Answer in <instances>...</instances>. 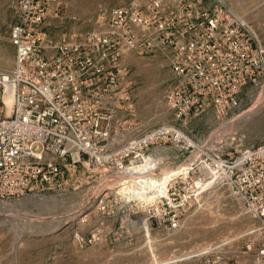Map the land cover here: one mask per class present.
Wrapping results in <instances>:
<instances>
[{"label":"built area","instance_id":"obj_1","mask_svg":"<svg viewBox=\"0 0 264 264\" xmlns=\"http://www.w3.org/2000/svg\"><path fill=\"white\" fill-rule=\"evenodd\" d=\"M151 2L112 10L105 34L50 44L42 31L46 0L19 1L10 33L14 64L0 71V201L88 193L95 212L124 209L132 212L127 225L171 233L192 192L214 182L242 203L250 223L179 264H264V142L226 157L195 155L174 125L116 141L132 115L125 61L131 51L165 49L174 78L165 102L178 119L236 106L241 90L264 76V49L221 2ZM168 5L175 6L166 8L172 22L163 33L159 15ZM144 11L155 23L145 22ZM168 142L185 144L187 155L162 173L152 152ZM189 180L180 194L176 186ZM140 212L143 221L134 214Z\"/></svg>","mask_w":264,"mask_h":264},{"label":"rangeland","instance_id":"obj_2","mask_svg":"<svg viewBox=\"0 0 264 264\" xmlns=\"http://www.w3.org/2000/svg\"><path fill=\"white\" fill-rule=\"evenodd\" d=\"M19 1L0 0V71H8L14 64L10 33L17 21ZM151 1L46 0L44 38L54 44L76 41L94 30L105 34L112 10L141 8ZM217 1L246 25L264 49V0H203V6L212 7ZM171 6L175 5L161 8L163 33L170 31L172 20L165 11ZM152 15L144 11L145 22L155 23ZM125 61L133 107L124 127L127 133L119 130L116 141L160 125H174L194 143L195 155L205 151L226 157L264 142V76L241 90L236 106L224 111L210 108L178 119L165 102V94L174 83L165 49L131 51ZM166 145L168 148L151 151L160 161L162 173L175 168L187 155L181 151L185 146L182 142ZM187 183L176 186L180 194L191 188V181ZM202 187L201 193L192 192L189 210L171 233L158 226L145 230L141 224L127 225L132 212L124 209L114 216L95 212L88 207V193L40 194L47 196L46 203L55 200L57 204L46 208L43 203L27 202L0 210V264H179L219 240L241 235L250 223L242 203L228 188L214 182ZM75 210L78 215L71 219L76 212L70 211ZM134 214L144 220L141 212Z\"/></svg>","mask_w":264,"mask_h":264},{"label":"bare ground","instance_id":"obj_3","mask_svg":"<svg viewBox=\"0 0 264 264\" xmlns=\"http://www.w3.org/2000/svg\"><path fill=\"white\" fill-rule=\"evenodd\" d=\"M245 117V116H244ZM47 198V196L45 197L44 195H34V196H29V197H25L24 199H22V200H20L19 199V203L18 202H15V204L13 203V204H10V203H8V202H3V201H1L0 202V210H4V212H5V209L7 208V209H9V208H14V207H16V206H19V204L20 203H27V202H36L37 203V205L38 204H41V203H43V204H45L46 205V208L49 206V205H56L57 204V201H55V200H51V202H49V203H46L47 202V200H49L48 198ZM32 204V203H31ZM20 207V206H19ZM76 212V213H75ZM79 212V211H78ZM78 212H77V210H75L74 212H72V211H70V213H75L73 216H71V219H74L77 215H78ZM69 213V212H68Z\"/></svg>","mask_w":264,"mask_h":264}]
</instances>
